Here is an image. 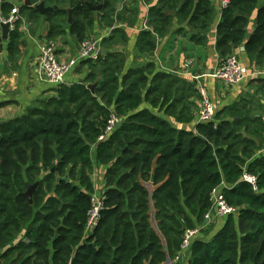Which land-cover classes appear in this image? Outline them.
<instances>
[{"label": "trees", "instance_id": "1", "mask_svg": "<svg viewBox=\"0 0 264 264\" xmlns=\"http://www.w3.org/2000/svg\"><path fill=\"white\" fill-rule=\"evenodd\" d=\"M122 1L0 0V10L6 15L14 3L23 19L37 22L36 6L43 3L50 8L43 16L46 40H57L67 27L81 44L95 20L126 38L114 28L118 17L123 21ZM228 1L216 26V54L222 60L243 46L264 69V2L245 40L258 0ZM143 2L148 30L139 34L140 54L153 53L175 19L186 22L193 43L204 44L211 0ZM87 5L101 9L93 13ZM19 24L8 34V52L18 50ZM3 43L0 34V51ZM125 63V54L107 51L96 62L82 61L76 66H87L82 83L54 87L52 97L0 123V264H165L179 254L184 232L204 225L218 188L236 218L228 215L209 241L194 240L189 264H264V155L254 152L262 119L249 118L237 102L217 111V122L196 123L194 132L176 129L142 108L147 103L178 122L192 120L179 111L171 76L147 72L149 64L125 69ZM111 115L122 125L98 141ZM92 148L95 164L105 168L104 200L97 226L85 235L94 194ZM244 173L255 178L256 191ZM34 184L29 204L23 195Z\"/></svg>", "mask_w": 264, "mask_h": 264}, {"label": "crops", "instance_id": "2", "mask_svg": "<svg viewBox=\"0 0 264 264\" xmlns=\"http://www.w3.org/2000/svg\"><path fill=\"white\" fill-rule=\"evenodd\" d=\"M211 2L213 15L210 28L204 35L205 42L203 45L193 43L190 40L191 32L186 22H179L175 19L168 33L162 38L156 39L155 51L151 54L142 55L137 51L136 46L141 31L148 30L146 22L149 7L143 0H123V4L127 8L126 15L130 19L124 18V21H122L118 17L121 20V24L117 25L122 26L126 41L122 45L109 47L106 51L125 54V69L145 67L149 64L153 67L148 69L147 72H159L171 76L169 82L174 81L173 90L176 91L180 99L178 103L179 111L182 109L187 110L184 114V119L192 117V120L190 122H178L176 118L164 115L163 111H159V108L154 109L147 103H143L142 108L150 110L154 115H159L176 129H183L189 132L195 131L196 118L200 106V99L196 100V96L199 97L198 88L201 86L205 88L216 112L224 107L234 105L247 96L255 98V110L258 111L255 116L257 118L260 117L264 124V69L253 65L246 56L243 46L239 47L234 55L242 65L259 72V75L234 86H226L210 78L203 77V75L212 71L221 60L215 51V41L216 26L219 23L222 10L219 7L218 0H211ZM263 2L264 0L257 1V7L248 21L245 40L254 31L256 11L263 5ZM13 6L18 7L14 3ZM138 11L141 15L144 12V19L141 25L138 20ZM0 12L2 11L0 10ZM114 28L121 29L120 26L116 25ZM65 29V35L55 40L57 41L58 58L63 61L76 58L80 46V43L70 35L68 28L65 27ZM180 30L184 31L179 32ZM111 31L112 28H106L100 25L98 20H95L88 39L101 40L100 47L104 54L106 51L102 47V41L111 36ZM18 33L20 35L18 50L12 53L8 52L7 38V40H3L4 43L0 51V123L22 117L37 101L52 97L55 94L50 86L40 81L38 75L39 45L46 40L47 34V25L43 16L37 22L30 23L25 18H22ZM194 34L196 33L194 32ZM74 69L66 75L64 84L71 85L85 77V73H73ZM195 77L199 78L195 80ZM260 155H264V151ZM91 158L94 162V148L91 149ZM104 171V167L94 162L90 179L93 183L95 194L103 193ZM234 217L236 218V216ZM225 219L212 217L208 223L204 224L203 229H209L208 231H211L210 234L207 236L199 234L197 240L209 241L222 227ZM188 257V252L180 254L178 261L174 258L173 260H168L165 264H189Z\"/></svg>", "mask_w": 264, "mask_h": 264}, {"label": "built area", "instance_id": "3", "mask_svg": "<svg viewBox=\"0 0 264 264\" xmlns=\"http://www.w3.org/2000/svg\"><path fill=\"white\" fill-rule=\"evenodd\" d=\"M220 9H225L228 6V0H218ZM22 21V17L19 14L18 7L13 6L12 9L5 15L0 12V25L7 24L9 26V33L13 32L19 22ZM101 40H84L80 46L78 55L76 58L70 60H60L57 55V41L44 40L39 45L38 55V75L41 82L47 84L51 88L64 84L66 75L71 72L80 62L92 61L96 62L103 55L100 47ZM260 73L247 68L242 65L239 59L233 54L220 60L216 67L209 73L203 75L204 78H210L226 86H234L241 83L244 80L254 78ZM199 77H195L197 80ZM198 94L200 97V106L197 113L196 123H209L215 120L216 110L212 104L204 87L198 88ZM120 122L119 118L115 115H111L107 122V126L103 135L98 138V141H104L115 130L116 124ZM242 180L255 188V178L243 174ZM103 193L95 196H91V210L88 215V220L85 226V235L90 234L92 230L97 226L99 221V213L103 208ZM211 210L204 215V224L208 223L212 217L214 218H226L228 215L237 214V209L229 207L222 195L221 188L215 189L211 192ZM204 229V225L196 229H189L184 232L181 250L175 257L176 261L179 260L180 254L188 252L192 242L197 239L201 230ZM70 264V263H69Z\"/></svg>", "mask_w": 264, "mask_h": 264}, {"label": "rangeland", "instance_id": "4", "mask_svg": "<svg viewBox=\"0 0 264 264\" xmlns=\"http://www.w3.org/2000/svg\"><path fill=\"white\" fill-rule=\"evenodd\" d=\"M118 4H120L121 8L119 10H117V11H118V14H120V16L122 17L123 21H124V18L125 19L126 18L130 19L129 16L126 15L127 8H126V5L123 4V1L120 2V3H118ZM143 15H144V12H142V15H141V13H139V11H138V20H139L140 25L142 24L143 19H144V16ZM120 21L121 20H119V18H117V20L115 21V25L116 26H120L121 27L120 30L122 31L123 30L122 29V26L121 25H117V24H121ZM111 36L109 38H107V39L104 40V43H102L103 45L101 44L102 47H103V49H108L109 47H112L114 45H120V44L122 45L123 43H125L124 41H126L125 40L126 38L122 35L121 32H117L114 35L111 34ZM73 73H78V74L85 73V75H86V73H87V66L86 67L84 66L82 68L81 67L80 68H76V69H74V72ZM199 99L200 98L198 96H196V100H199ZM238 104H239V107L240 108L246 107L244 109V114L245 115H248L249 118H251L255 114H258V111L255 110V98H253L251 96H247L245 99H241L238 102ZM215 121L217 122V119ZM263 126H264V124H263ZM250 129H251V131H254L255 133H259V131H260L259 126H255V125H251L250 126ZM263 132H264V130H263ZM263 132L259 133L258 136L255 135V137H254V140H255V151L254 152H255V155L256 156H259L264 151V135H263ZM146 186L148 188H150L149 185H146ZM94 195L95 196H98L100 194L99 193H97V194L94 193ZM220 219H222V218H220ZM201 226L202 225L199 224V225H197V228H199ZM208 230L209 229L202 230L201 233H200V235L201 236H207V235H209L211 231L209 232Z\"/></svg>", "mask_w": 264, "mask_h": 264}, {"label": "water", "instance_id": "5", "mask_svg": "<svg viewBox=\"0 0 264 264\" xmlns=\"http://www.w3.org/2000/svg\"><path fill=\"white\" fill-rule=\"evenodd\" d=\"M25 4L28 5L29 2L26 1ZM87 7L93 13H96V12H98L101 9V6L92 7L90 5H87ZM120 8H121L120 4H117V10H119ZM36 9L39 11L41 16H44L50 10V8L45 7L43 3H40L39 5H37ZM71 22H72L71 10H69L68 11V17H67V23L71 24ZM0 30H1V38H2V40H7L8 34H9V26L7 24H2V25H0ZM79 82L82 83V80H79ZM94 87H95V85H88L87 86V88L90 89V90H93ZM121 125H122V121H120L118 124H116L115 129H118ZM36 186H37V184H34L32 186H28L26 193L23 195L24 198L27 199L29 204H31L32 194H33Z\"/></svg>", "mask_w": 264, "mask_h": 264}]
</instances>
